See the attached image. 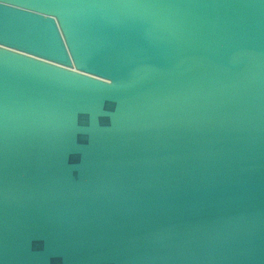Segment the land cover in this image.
Returning <instances> with one entry per match:
<instances>
[{
	"label": "water",
	"instance_id": "water-1",
	"mask_svg": "<svg viewBox=\"0 0 264 264\" xmlns=\"http://www.w3.org/2000/svg\"><path fill=\"white\" fill-rule=\"evenodd\" d=\"M0 264H264V0H0Z\"/></svg>",
	"mask_w": 264,
	"mask_h": 264
}]
</instances>
